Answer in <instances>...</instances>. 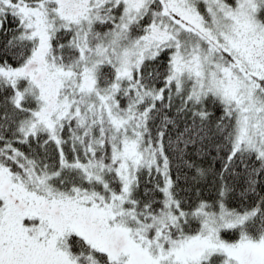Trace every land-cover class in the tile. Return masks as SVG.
Segmentation results:
<instances>
[{
    "label": "snow or ice",
    "instance_id": "snow-or-ice-1",
    "mask_svg": "<svg viewBox=\"0 0 264 264\" xmlns=\"http://www.w3.org/2000/svg\"><path fill=\"white\" fill-rule=\"evenodd\" d=\"M0 264H264V0H0Z\"/></svg>",
    "mask_w": 264,
    "mask_h": 264
}]
</instances>
